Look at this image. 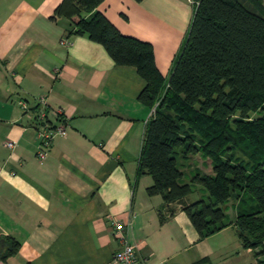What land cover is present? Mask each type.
Instances as JSON below:
<instances>
[{
	"label": "crops",
	"instance_id": "obj_1",
	"mask_svg": "<svg viewBox=\"0 0 264 264\" xmlns=\"http://www.w3.org/2000/svg\"><path fill=\"white\" fill-rule=\"evenodd\" d=\"M60 1L0 0V264H115L120 245L112 217L127 227L146 264H256L259 248L242 246L236 212L229 218L226 211L231 224L200 238L183 210L193 199L164 203L148 195L151 176L136 175L151 116L138 98L145 80L135 66L114 63L86 32L69 33L67 18H51ZM194 5L101 0L97 8L122 33L152 44L167 82ZM65 36L68 45L60 43ZM40 94L63 106L68 120L43 160L30 115ZM20 98L28 101V113ZM7 138L16 139L12 148L3 144ZM188 159L194 172L212 173L208 156ZM6 237L19 247L4 258Z\"/></svg>",
	"mask_w": 264,
	"mask_h": 264
},
{
	"label": "trees",
	"instance_id": "obj_2",
	"mask_svg": "<svg viewBox=\"0 0 264 264\" xmlns=\"http://www.w3.org/2000/svg\"><path fill=\"white\" fill-rule=\"evenodd\" d=\"M100 1L61 0L50 17L67 18L69 33L86 32L114 63L133 65L144 78L138 98L154 110L136 175L151 176L148 195L170 203L201 184L208 201L195 200L183 210L205 238L231 224L222 205L244 194L254 203L242 201L233 223L242 246L259 248L255 255L262 258L256 264H264L263 1L193 0L189 28L167 82L156 66L152 44L122 33L97 8ZM196 153L211 159L212 173L195 172L189 182H182L178 160ZM5 240L4 258L19 247L12 237Z\"/></svg>",
	"mask_w": 264,
	"mask_h": 264
},
{
	"label": "built area",
	"instance_id": "obj_3",
	"mask_svg": "<svg viewBox=\"0 0 264 264\" xmlns=\"http://www.w3.org/2000/svg\"><path fill=\"white\" fill-rule=\"evenodd\" d=\"M60 43L68 45L71 43V40L65 36L60 39ZM35 101V109L30 115L32 116V122L36 127L37 136L41 143V146L36 148V155L38 159L43 160L50 152L53 138L56 135H63L66 133L68 120L63 106L50 104L45 94L37 96ZM17 103L25 113H28L30 106L26 99L20 98L17 100ZM153 110L154 107L151 108V113ZM15 143L16 139L14 138H7L3 141V144L9 148H12ZM111 223L112 236L120 245L119 250L113 255V263L146 264V259H141L138 256L136 244L131 241L124 223L116 217L111 218Z\"/></svg>",
	"mask_w": 264,
	"mask_h": 264
},
{
	"label": "rangeland",
	"instance_id": "obj_4",
	"mask_svg": "<svg viewBox=\"0 0 264 264\" xmlns=\"http://www.w3.org/2000/svg\"><path fill=\"white\" fill-rule=\"evenodd\" d=\"M257 113H258V111H255L254 113H252V115H256ZM178 162H179V166L181 168H183V170H184V175H183V178L181 180L189 182L191 177L195 173L192 170V164H194L193 160L180 158L178 160ZM246 195L248 197H251L248 193ZM187 197H189L190 199H193V201L199 200L201 198L204 199L205 201H208V192L206 191V189L201 184H194L193 185V191ZM232 198H234V197H231V199L229 198L226 201V203L222 205V207L225 209V213L227 211L229 218H233L232 217L233 214H235L236 209L242 203V201H243V205H248L249 203L250 204L254 203L251 200L247 199L244 194L241 195L239 198H237V200L236 199L233 200ZM243 205L241 204L239 207L242 208ZM258 251H259V249H258ZM258 251H256V252H258Z\"/></svg>",
	"mask_w": 264,
	"mask_h": 264
}]
</instances>
